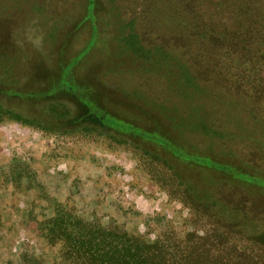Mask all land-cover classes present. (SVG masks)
<instances>
[{"label": "rangeland", "instance_id": "obj_1", "mask_svg": "<svg viewBox=\"0 0 264 264\" xmlns=\"http://www.w3.org/2000/svg\"><path fill=\"white\" fill-rule=\"evenodd\" d=\"M164 3L0 0V264L57 262V248L39 230L59 213L147 241L176 244L194 233V240L210 245L222 238L205 237L214 225L194 214L189 195L208 202L222 181L237 208L252 217L228 233L238 256L231 264H264V253L244 240L264 234V188L235 186L199 158L264 178V165L252 158L258 153L264 159V122H249L243 104L235 106L229 96L215 99L224 106H210L209 96H177L178 85L168 82L177 71L156 60L173 58L174 26L156 11ZM68 71L74 86L64 80ZM75 86L103 121L79 102ZM194 109L226 119L221 131L230 138L229 152L209 148L207 139L179 125ZM125 124L149 133L147 138L127 132ZM157 135L170 138L181 156L159 144Z\"/></svg>", "mask_w": 264, "mask_h": 264}, {"label": "trees", "instance_id": "obj_2", "mask_svg": "<svg viewBox=\"0 0 264 264\" xmlns=\"http://www.w3.org/2000/svg\"><path fill=\"white\" fill-rule=\"evenodd\" d=\"M161 9L156 6L157 13L162 11L167 14V19L174 26L169 40L171 50L168 51L165 45L162 47L173 58L168 60L164 55L163 59L157 57L156 60L166 61L164 64H169L170 73L173 69L177 71V77L168 81L172 88V83L178 85L174 90L177 96L181 99H184L182 95L209 96L212 99L209 100L210 106L219 102L224 106L223 101L215 99L227 101L226 97L229 96V99L234 100L235 106L243 104L241 107L249 122H264V0H167ZM178 51L181 59L176 57ZM154 73L160 75L158 72ZM65 76L64 80L74 86L71 71ZM66 86L63 89H67ZM75 88L76 94L80 92L76 86ZM66 91L69 92L68 89ZM82 93L83 91L80 92L79 102L88 104L92 108L93 117L103 121L104 117L102 118L95 103L91 105V102H86ZM206 116L207 113L203 117L194 109L190 115L186 114V118H180L179 125L190 127L197 135L207 139L210 142L209 148L223 147L229 152L230 138L221 131L226 128V119L221 117L214 120L207 116L208 121ZM15 119L20 120L19 117ZM111 119L107 118L108 121H112ZM125 125L126 131L132 135L143 137L144 134H149ZM238 127L237 130H240ZM157 137L160 138L158 143L174 156H181L176 153L170 138ZM187 156L193 157L189 154ZM252 156L255 164L263 167L262 156L258 153H253ZM199 158L203 162L202 167L217 171L235 186L254 185L264 188V178L237 170L212 157ZM222 182L220 193L215 198L209 197L211 199L208 202L189 195L195 207L194 214L206 217L214 225L205 237L222 238L210 245L205 244V238L201 243L198 241L200 239L194 240V233L178 238L176 244L159 240L147 241L142 236L130 234L117 226H101L65 213L53 214L44 219L39 232L46 244L57 248V262L54 264H231L238 256H234V246L227 242L228 233H233L237 224L246 227L251 223L252 217L244 207L237 208L227 182ZM186 192L189 193L188 190ZM244 240L255 247L256 253H264V234H253ZM24 264L41 263L31 258L25 260ZM253 264L259 262L254 261Z\"/></svg>", "mask_w": 264, "mask_h": 264}]
</instances>
